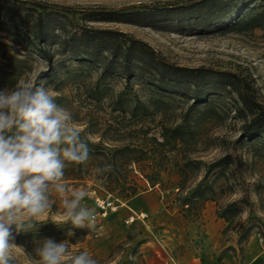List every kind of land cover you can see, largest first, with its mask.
Segmentation results:
<instances>
[{"label": "rangeland", "instance_id": "rangeland-1", "mask_svg": "<svg viewBox=\"0 0 264 264\" xmlns=\"http://www.w3.org/2000/svg\"><path fill=\"white\" fill-rule=\"evenodd\" d=\"M39 1L75 11H122L130 15L121 18L122 22L91 25L121 31L143 41L165 61L177 66L204 67L244 77L264 102V0H249L237 10V4H232L222 22L197 25L168 22L156 10L188 0ZM136 14L139 16H134ZM257 14L260 18L254 22L249 20ZM241 16L245 17L240 19ZM245 21L246 24H241ZM16 51L29 68L28 72L18 75L16 83L21 80L45 82L56 94V102L72 113L82 138L99 144V151L104 152L106 160L110 159V170L122 173L116 174L119 186L113 193H108V189L116 184L103 186L91 177L63 180L68 188L87 193L83 204L96 211V198L138 194L155 188L174 197L177 207L189 215L200 214L206 203L214 209L221 257L229 254L243 264L264 249V148L235 143L241 138L242 122L237 117L239 104L234 94L229 96L221 89H209L194 101L185 89L157 93L153 85L143 79L128 80L115 72H103L102 66L96 63L79 62L67 55H55L52 66L48 67L38 53L26 56L1 33L0 76L9 77L5 65L12 56L18 57ZM7 83L0 89L16 85ZM175 129L183 132L185 143L170 140ZM259 139L264 141L262 137ZM126 146L135 149L128 153L132 158L129 162L114 153ZM225 155H230L233 162L212 169L201 181L208 165ZM196 191H204L206 197L213 200L194 197ZM52 199V208L35 228L17 232L13 226V242L21 247L13 251L14 264H32L34 256L35 246L19 241L20 235L51 225L66 230L62 226L67 223L63 218L62 198L54 192ZM184 201L189 204L188 208H182ZM230 204L238 212L226 221L218 216L219 208ZM121 207L99 224L86 228L89 234L79 244H70L69 232L58 236L56 242L67 240L70 251H87L98 264H136L133 223H124L128 214L119 216L124 209ZM74 253L70 255H77ZM68 260L65 258L63 264H70Z\"/></svg>", "mask_w": 264, "mask_h": 264}, {"label": "trees", "instance_id": "trees-1", "mask_svg": "<svg viewBox=\"0 0 264 264\" xmlns=\"http://www.w3.org/2000/svg\"><path fill=\"white\" fill-rule=\"evenodd\" d=\"M248 1L188 0L180 5L162 10L156 8V10L171 23L216 24L226 19L232 4H237V10L244 7ZM125 16L130 15L122 11L104 9H94L89 12L75 11L69 7L39 0H0V33L11 43L18 45L26 56L32 52L38 53L48 67L52 66L55 55H67L79 62L96 63L102 66L103 72H115L128 80L129 78L143 79L153 85L157 93L168 90L180 92L185 89L194 101H198L200 94L209 89L213 91L221 89L229 96L234 94L239 104L236 109L237 117L242 122L241 138L235 143L246 145V147L264 148V141L259 139V137L264 138V102L259 99L256 90L246 78L231 72L213 71L204 67L177 66L165 61L143 41L134 39L121 31L95 28L91 25V23L122 22L121 18ZM242 17L245 16H241L240 19ZM257 18H260V14L252 16L249 20L254 22ZM241 24H246V21ZM19 56L21 54L18 52V57L12 56L5 65V68L9 70V77L0 76V87L8 84L7 82L16 83L18 75L29 71V68L25 67V59ZM182 133L175 129L169 138L185 143ZM89 147L90 157L87 164L68 167L65 170L64 180H84L91 177L103 186L116 184L108 189V193H113L112 191L119 186L116 174L122 173L113 172V170L102 174L96 173L95 169L104 167L103 163L108 165L110 159L106 160L104 152L99 151V144L89 143ZM134 150L126 146L117 149L114 153L121 154L124 160L129 162L132 158L128 156V153ZM232 162L231 156L225 155L210 163L201 181L205 180L212 169ZM94 163L96 166H92ZM134 195L131 192L116 194L115 197L124 201ZM194 197L202 201L213 200L206 197L204 191H196ZM181 206L188 208L189 204L184 201ZM233 206L230 204L223 209L219 208L218 216L229 221L232 215L238 212L234 211L237 209ZM62 226H65L66 230L61 226L51 225L40 231L20 235L18 240H22L26 245L32 243L37 248L45 239L51 238L56 242L58 236L71 231L74 234L69 237L70 244L77 245L89 234L86 228H73L70 222ZM69 252L79 254L83 251L77 249L69 250Z\"/></svg>", "mask_w": 264, "mask_h": 264}, {"label": "clouds", "instance_id": "clouds-1", "mask_svg": "<svg viewBox=\"0 0 264 264\" xmlns=\"http://www.w3.org/2000/svg\"><path fill=\"white\" fill-rule=\"evenodd\" d=\"M89 157V143L72 113L45 82L21 80L0 89V264H14L13 251L21 248L13 242V226L17 232L35 228L52 208L54 192L62 198L65 222L76 229L93 225L95 209L82 203L87 193L63 183L65 170L87 164ZM69 246L67 240L45 239L32 264H63L65 258L70 264H98L87 251L70 255Z\"/></svg>", "mask_w": 264, "mask_h": 264}, {"label": "crops", "instance_id": "crops-1", "mask_svg": "<svg viewBox=\"0 0 264 264\" xmlns=\"http://www.w3.org/2000/svg\"><path fill=\"white\" fill-rule=\"evenodd\" d=\"M122 206L119 216L149 215V225L136 221L132 226L136 264H240L234 256H220L218 221L208 203L200 214L189 215L177 207L174 197L152 188L124 200ZM243 264H264V249Z\"/></svg>", "mask_w": 264, "mask_h": 264}, {"label": "built area", "instance_id": "built-area-1", "mask_svg": "<svg viewBox=\"0 0 264 264\" xmlns=\"http://www.w3.org/2000/svg\"><path fill=\"white\" fill-rule=\"evenodd\" d=\"M95 205L96 211L93 223L99 224L100 221L106 219L110 214L114 213L119 207H121L123 202L116 197L108 195L104 198H96ZM136 221L149 225V215L147 213L129 214L125 217L124 223L130 225Z\"/></svg>", "mask_w": 264, "mask_h": 264}]
</instances>
